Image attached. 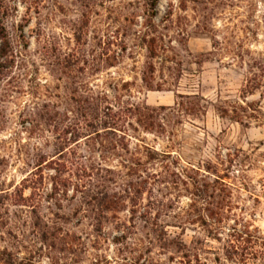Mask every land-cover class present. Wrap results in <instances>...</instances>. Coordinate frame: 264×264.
Instances as JSON below:
<instances>
[{
    "label": "rangeland",
    "instance_id": "1",
    "mask_svg": "<svg viewBox=\"0 0 264 264\" xmlns=\"http://www.w3.org/2000/svg\"><path fill=\"white\" fill-rule=\"evenodd\" d=\"M0 264H264V0H0Z\"/></svg>",
    "mask_w": 264,
    "mask_h": 264
},
{
    "label": "trees",
    "instance_id": "2",
    "mask_svg": "<svg viewBox=\"0 0 264 264\" xmlns=\"http://www.w3.org/2000/svg\"><path fill=\"white\" fill-rule=\"evenodd\" d=\"M155 3H156V2H154L153 5H152L153 8H154V4H155Z\"/></svg>",
    "mask_w": 264,
    "mask_h": 264
}]
</instances>
